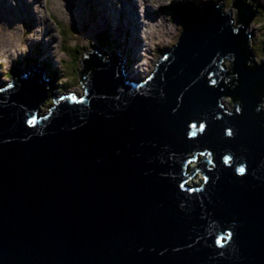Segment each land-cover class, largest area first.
<instances>
[{"label": "water", "instance_id": "obj_1", "mask_svg": "<svg viewBox=\"0 0 264 264\" xmlns=\"http://www.w3.org/2000/svg\"><path fill=\"white\" fill-rule=\"evenodd\" d=\"M243 1L238 23L222 5L196 12L143 82L120 55L85 53V94L51 114L39 110L51 95L41 65L12 72L0 89V264H264V61ZM200 153L211 156L192 170L208 181L191 184Z\"/></svg>", "mask_w": 264, "mask_h": 264}, {"label": "rangeland", "instance_id": "obj_2", "mask_svg": "<svg viewBox=\"0 0 264 264\" xmlns=\"http://www.w3.org/2000/svg\"><path fill=\"white\" fill-rule=\"evenodd\" d=\"M255 1L257 3L254 8L257 9L250 26L261 31L263 62L264 0H244L243 4L251 6ZM161 2L162 0H0V25L3 26L0 30L20 25L16 30L19 55L14 58L10 72L2 58L7 56L12 59L14 54L11 47L16 45L11 43V38L0 41V85L11 82L12 72L16 69L28 76L30 67L37 70L38 65H41L45 72L44 78H51V83L56 82L55 85H58V88L53 89L56 91L54 97L69 91L68 93H79H76L79 98L85 93L81 81L85 53L96 49L108 59L114 52L121 59L124 58L126 67L131 72L132 64L136 66L134 61L139 62L141 58L144 76L153 71L165 51L177 44L180 33L192 25L196 12L205 13L215 4L222 5L232 10L231 17L235 23L239 22L238 8L233 0H171L167 5L159 4ZM186 3L195 9L194 13H184ZM248 18L246 16L243 19ZM103 42L106 45L104 48L101 45ZM51 47L53 48L48 52ZM5 48H8L7 52L4 51ZM74 49L80 52L79 55ZM25 50L27 54L23 53ZM36 60L39 62L36 63ZM125 63H122V69L125 68ZM225 64V68L230 66L229 61ZM132 74L133 72L130 75L136 73ZM224 102L227 108H233L230 96H226ZM53 104L54 98L40 103V114H51ZM195 167L196 165L190 164L191 170ZM202 180L203 176L198 173L189 179V183H201Z\"/></svg>", "mask_w": 264, "mask_h": 264}, {"label": "clouds", "instance_id": "obj_3", "mask_svg": "<svg viewBox=\"0 0 264 264\" xmlns=\"http://www.w3.org/2000/svg\"><path fill=\"white\" fill-rule=\"evenodd\" d=\"M169 3H171V0H162V2L159 3V4L167 5V4H169ZM19 26H20V25H15V26H13V27H11V28H8L6 31H5V30H0V41H7L8 38H11V43L16 45V47H11V52L14 54V56H13L12 59H9L7 56H4V57L2 58V61L5 63V66H6V68L9 70V72H10L11 66H12V64H13V62H14V58H18V55H19V52H17V47H19V41L16 39V37H17V32H16V30H17V28H18ZM2 28H3V26L0 25V29H2ZM4 51L7 52V51H8V48H5ZM23 53H24V54H27V51L25 50V51H23ZM83 95H84V94H83ZM76 97H77V96H76ZM77 98H78V97H77ZM187 182H189V180H188ZM201 183H202V182H201ZM201 183H197V182H195V183H193V184H197V185H199V184H201Z\"/></svg>", "mask_w": 264, "mask_h": 264}, {"label": "bare ground", "instance_id": "obj_4", "mask_svg": "<svg viewBox=\"0 0 264 264\" xmlns=\"http://www.w3.org/2000/svg\"><path fill=\"white\" fill-rule=\"evenodd\" d=\"M244 5V4H243ZM244 7H248V6H246V5H244ZM113 10V9H112ZM238 10V9H237ZM151 13H152V11H151ZM238 13V12H237ZM251 20H252V18H249V19H247L246 20V23H247V25H250V22H251ZM141 21V20H140ZM139 21V22H140ZM3 30H7V29H3ZM168 33H170V32H168ZM138 36V35H137ZM141 38V37H140ZM138 39H139V37H138ZM140 40V39H139ZM138 43H139V41H138ZM135 44V42L133 43V45ZM58 47V46H57ZM53 47H51V48H49L48 49V52L49 51H51V49H52ZM132 51V50H131ZM47 53V52H46ZM49 55V54H48ZM126 55H127V52H126ZM51 56V55H50ZM144 58V57H143ZM131 59H132V53H131ZM134 62H136V66L134 67L133 65H135L134 63L132 64V72H133V74L134 73H136V74H132L133 75V79L135 78V77H137L138 79H140L141 80V82H143L147 77H148V75L151 73H149V74H147V75H144V76H142V72H143V70L141 69V67H143V61L141 60V58L139 59V62L136 60V61H134ZM140 63V64H139ZM144 73V72H143ZM20 74H22V73H20ZM23 74H25V73H23ZM43 78H44V76H45V72H43ZM47 76V75H46ZM44 79H46V77L44 78ZM54 80H55V78H53ZM11 82H12V80H11ZM11 82H7V84H5V85H0V89L1 88H3V87H6V86H8L9 84H11ZM56 84V82H54L53 84H51V89H49V92L51 93V95H49V96H47L46 98H44L42 101H41V103L43 102V101H45V100H48L49 98H54V104H53V106L55 105V103H56V100L59 98V97H61V96H64V95H66V94H69L68 92H66V93H63V94H59V96H57V97H54V92H56L55 90L53 91V89H54V87H56V88H58V85H55ZM70 93H72V92H70ZM77 93V92H76ZM72 93L73 95H79V93ZM85 94V93H84ZM52 106V107H53ZM44 115V114H43ZM191 164V163H190ZM189 167H190V165H189ZM194 169V168H193Z\"/></svg>", "mask_w": 264, "mask_h": 264}, {"label": "snow or ice", "instance_id": "obj_5", "mask_svg": "<svg viewBox=\"0 0 264 264\" xmlns=\"http://www.w3.org/2000/svg\"><path fill=\"white\" fill-rule=\"evenodd\" d=\"M211 84H212V85H215V84H216V80H214V79L211 80ZM8 87L11 88L12 85L9 84ZM61 99H64V98L61 97ZM71 100H72V101H77V97H76L75 95H72V96H71ZM27 123H28L29 125H35V124L37 123V120H36L35 117H33L32 119H29V120L27 121ZM191 128L193 129V131H191V136L195 137V136L197 135V131H195V129L197 128V125H196V124H192V125H191ZM204 130H205V125H204V124H200V125H199V131H200V132H203ZM226 134H227L228 136H232V135H233V132H232V130H227V133H226ZM208 155L211 156V153H208ZM231 159H232L231 156H226V157H224V161H225V163H229V162L231 161ZM189 163H191V161H189ZM245 171H246V169H245V167H243V166H241V167L238 168V172H239L240 174H244ZM204 180H205V182H207V181H208V177L205 176V177H204ZM180 187L183 188L184 185L181 184ZM199 190H200V189H195V191H199ZM231 236H232V233L229 232V233L227 234V238H231ZM225 239H226V237L221 236V237L217 240V244L222 245V243H223V241H225Z\"/></svg>", "mask_w": 264, "mask_h": 264}, {"label": "trees", "instance_id": "obj_6", "mask_svg": "<svg viewBox=\"0 0 264 264\" xmlns=\"http://www.w3.org/2000/svg\"><path fill=\"white\" fill-rule=\"evenodd\" d=\"M257 2L255 1V3H253V5H251V6H248V8L254 13V11H255V9H257L256 7L254 8V6H255V4H256ZM252 4V3H251ZM184 13L185 12H195V9L194 8H192V6H190L189 4H187L186 3V6H184ZM255 13H256V11H255ZM239 16V15H238ZM103 40H105V39H103ZM101 45H102V47L104 48L106 45L104 44V42L103 43H101ZM74 51H75V49H74ZM75 53L76 54H78L79 55V51L77 50V51H75ZM78 58V57H77ZM79 59V58H78ZM61 61V60H60ZM37 62H39V60H36V63ZM62 63V62H61ZM53 72V71H52ZM56 88V87H55ZM201 161V160H200Z\"/></svg>", "mask_w": 264, "mask_h": 264}]
</instances>
